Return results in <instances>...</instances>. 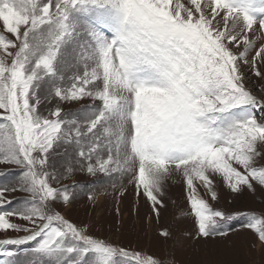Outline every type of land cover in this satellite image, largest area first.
<instances>
[{
	"label": "snow or ice",
	"instance_id": "snow-or-ice-1",
	"mask_svg": "<svg viewBox=\"0 0 264 264\" xmlns=\"http://www.w3.org/2000/svg\"><path fill=\"white\" fill-rule=\"evenodd\" d=\"M190 3L194 12L179 3L171 7L172 0H55L54 5L52 0H0L3 33L16 41L0 35V164L23 169L22 186L14 190L32 196L25 209L12 214L29 228L17 227L0 214V232L31 234L4 240L0 248L39 241L33 249L38 259L30 264H84L88 256L93 257L91 264H114L116 257L128 256L46 212L48 202L58 196L69 201L66 193L48 183L43 171L48 153L59 143H71L73 136L79 143L82 135H94L98 129L115 141L117 153L115 160L109 155L98 161L99 170L119 171L138 164L136 187L153 205L159 203L154 193L161 192L168 169L174 166L182 172L200 237L211 235L219 227L217 219L225 217L195 197L194 182L202 183L212 201L216 195L209 173L222 177L233 193L241 186L251 190L250 181L264 187V170L253 167L257 145L264 144V123L258 124L250 112L234 111L264 110V104L241 83L238 62L245 53L230 50L243 45L247 51L257 23L264 33V0H205L207 9L201 0ZM80 15L91 17L85 26L88 43L79 52L85 68L82 76L63 87L54 78L63 49L79 31ZM220 19L222 28L214 26ZM238 25L243 33L239 40ZM98 29H108L111 38ZM257 58H264V48ZM253 74L260 76L258 71ZM50 78L52 94L61 102L87 97L102 103L86 132L66 130L59 109L49 118L38 114L36 92ZM99 81L102 89L91 91L89 86ZM95 151L91 147L89 156ZM79 155L87 158L83 150ZM96 170L87 168L89 174ZM6 191L0 189V197ZM249 228L264 244V219L253 218ZM0 255L14 253L0 251ZM131 259L135 264H157L139 255Z\"/></svg>",
	"mask_w": 264,
	"mask_h": 264
},
{
	"label": "rangeland",
	"instance_id": "rangeland-1",
	"mask_svg": "<svg viewBox=\"0 0 264 264\" xmlns=\"http://www.w3.org/2000/svg\"><path fill=\"white\" fill-rule=\"evenodd\" d=\"M52 2L54 5L55 0ZM176 3L194 12L190 0H172L171 7L174 8ZM201 6L207 9L205 0H201ZM205 14L207 15V11ZM260 18L257 15V20ZM90 19L91 17L84 15L76 17L79 31L71 44L63 49V56L57 66L59 75L54 78L57 85L68 87L76 76H82L85 63L79 59V52L88 43L85 26ZM214 26L222 28L223 20L214 22ZM98 30L101 35L111 38L108 29ZM237 31L241 33L238 40L242 39L240 25ZM0 35L16 42L13 37L3 33L2 24ZM249 39L252 43L247 51L243 45L239 49L230 47V50L235 55L245 53V59L238 62L240 75L243 77L241 83L260 104H264V58H257V52L264 48V33H261L258 23L254 25ZM9 51L15 54L16 49ZM2 55L0 52V56ZM254 71H258L260 76L254 75ZM52 85L53 78H50L42 82L36 92L40 98L38 114L49 118L50 112L59 109L66 130L79 129L86 132L91 119L102 108V103L87 97L76 102H61L53 96ZM89 88L93 92L101 90L102 81ZM234 111L238 115L250 112L258 124L264 123V110L259 107ZM91 147H95L96 151L89 156ZM81 150L85 152L86 159L80 157ZM257 150L259 155L253 167L264 170V144H258ZM109 155L113 160L117 157L115 141L104 137L103 130L98 129L94 135H82L79 143L73 136L71 143L55 145L48 153L43 171L47 173L48 183L52 188L69 196L67 203L63 202L62 196H58L55 202L49 201L46 212L59 215L87 237L102 242L117 252L128 253V256L116 257L114 264H135L131 257L136 255L142 259L155 260L157 264H264V244L260 243L257 235L249 228L253 218L264 219V187L250 181L251 190L241 186L239 191L233 193L224 184L222 177L209 173L212 192L216 195V200L212 201L202 183L194 182L195 197L204 200L210 209L225 217L223 220L217 219L219 227L211 235L200 237L195 218L191 214V193L186 187L182 172L177 171L174 166L168 169L161 184V192L154 193L159 203L153 205L143 195L142 189L136 187L138 164H129L119 171L99 170L98 161L107 160ZM123 159L122 153L121 163ZM89 166L97 170L89 174ZM237 170L240 169L237 167ZM22 171L16 166L0 164V189L7 190L0 197V202L4 205L0 207V214H5L6 219L17 227L29 228L26 221L12 215L21 212L32 200L30 194L14 190L22 186ZM36 230L32 229L33 232ZM161 232L167 235L161 236ZM30 234L24 231L0 232V243L9 239H23ZM38 243L39 241H32L24 245L0 248V251L14 253L12 257L0 255V264H30L33 259H38L33 253ZM92 260L93 257L88 256L84 264H91Z\"/></svg>",
	"mask_w": 264,
	"mask_h": 264
},
{
	"label": "bare ground",
	"instance_id": "bare-ground-1",
	"mask_svg": "<svg viewBox=\"0 0 264 264\" xmlns=\"http://www.w3.org/2000/svg\"><path fill=\"white\" fill-rule=\"evenodd\" d=\"M206 254V253H205ZM204 257V256H203Z\"/></svg>",
	"mask_w": 264,
	"mask_h": 264
}]
</instances>
